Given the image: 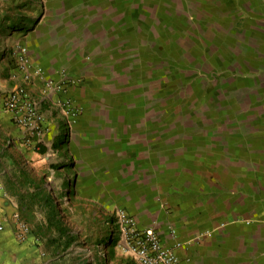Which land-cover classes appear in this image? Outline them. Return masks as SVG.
I'll list each match as a JSON object with an SVG mask.
<instances>
[{
  "label": "rangeland",
  "instance_id": "obj_1",
  "mask_svg": "<svg viewBox=\"0 0 264 264\" xmlns=\"http://www.w3.org/2000/svg\"><path fill=\"white\" fill-rule=\"evenodd\" d=\"M88 1L91 0H0L3 63L11 62V67L19 71L20 47L27 48L29 60L32 46L48 48L75 39L78 47L82 44L79 38L84 40L82 34L93 31H84L79 25L89 15L85 12ZM123 1L117 0V4ZM146 1L145 17L152 22L147 13L154 12L160 0ZM260 4L259 7L255 0L170 1L171 12L181 14V30L176 31L179 39L173 36L174 41L162 46L148 39L142 51L145 61L141 71L132 78V82L141 81L140 87L129 89L127 73L123 74L125 78L117 73L128 66L110 62V56L95 68L98 62L85 54L82 58L89 59L88 62L75 61L62 70L71 75L65 76L71 82L67 86L75 85L78 89L75 100L68 98V105L76 111L64 114L60 127L62 134H66L62 139L65 142L54 139L47 146L43 137L35 139L31 147L43 156V176L49 183L47 198L57 211L53 229L57 234L56 227L60 226L75 237L67 248L65 264H135L121 246L116 225L109 222L116 209L126 211L115 205L119 191L116 177L125 172L131 176L153 165V154L159 155L160 133H178V138L191 140L189 135H180L183 124H189L188 131L200 140L195 145L203 148L200 142L204 141V134H210L213 128L215 135H219L224 113L241 107L243 114L251 113L254 117L264 111L261 103L251 106L249 100L250 93L255 92L250 72L258 70L254 76L259 74V84L264 87V0ZM123 13L115 12L114 22L121 24L127 19L128 13ZM105 16L96 15L99 19ZM110 26L107 23L106 28ZM64 93L56 94L61 101L55 102L60 111L62 100H67ZM34 99L40 108L43 100ZM139 99L142 104L154 106L143 107ZM144 116L162 117V132L159 133L157 122L149 133L141 123L132 128L135 131L130 135V120ZM252 119L259 124L258 119L248 117L243 125ZM167 136L161 138L163 142ZM116 234L118 241L114 247L102 242ZM54 241L63 246L60 234Z\"/></svg>",
  "mask_w": 264,
  "mask_h": 264
},
{
  "label": "crops",
  "instance_id": "obj_2",
  "mask_svg": "<svg viewBox=\"0 0 264 264\" xmlns=\"http://www.w3.org/2000/svg\"><path fill=\"white\" fill-rule=\"evenodd\" d=\"M170 1L173 0H160L154 12L147 13L152 22H149L150 18L146 20V0H124L121 5L117 0L88 1L85 12L89 15L77 24L84 31H93L83 33L84 40L80 35L76 37H80L78 42L82 44L77 47L73 39L48 48L32 46L30 52L33 55L29 54L31 68H41L46 80L56 84L63 75L71 77L62 73L70 64L89 61L82 58L85 54L93 56V62H98L95 68L110 56V62L129 67L125 68L127 72L123 67L122 72H117L122 76L127 73L129 89L140 87L141 81L132 82V78L138 75V70L141 71L142 51L149 43L148 39L158 46L168 44L173 36L179 39L176 31L181 30L178 27L181 14L171 12ZM260 2L255 0L259 7ZM115 12H127V19L121 24L114 22ZM100 13L107 16L99 19L96 15ZM106 22L111 24L109 28H106ZM3 54L0 48V221L3 225L0 230V264H65L68 249L54 241L59 231L56 234L51 227L47 220L50 211L47 206L44 208V201L48 203L49 183L43 176V156L31 147L36 138H29L17 127L3 107L6 93L20 82L19 71L11 67V62L3 63ZM257 71L250 72L255 92L250 93L249 100L251 106L261 103L259 105L264 109V87L259 84V74L254 76ZM115 73L112 75L116 76ZM43 88L38 80L29 84L32 96L43 100L40 111L47 130L44 141L47 146L54 139L65 142L62 139L66 134L60 131L64 114L56 105L60 99L55 93L44 94ZM77 91L75 85L67 86L64 95L75 100ZM138 102L141 103L140 99ZM142 105L154 106L153 103L146 105V102ZM248 117L258 119L259 124L252 119L243 125ZM262 118L264 111L253 117L251 113L243 114L241 107L224 113L223 118H218L222 130L218 136L213 128L214 133L204 134L205 139L200 142L203 148L195 145L200 140L188 131L186 126L189 124L181 125L183 132L180 135L192 138L186 140L184 136L178 138V133L161 134L162 117L132 118L130 135L135 131L132 128L141 123L149 133L150 127L157 122L160 128L159 155L153 154L156 161L150 167L139 169L131 176L127 172L117 175L119 191L115 205H121L139 229L155 230L163 245L173 250L178 264H264ZM162 135H168L164 142ZM161 153L164 157L159 158ZM14 213H19L32 228V236L25 242H19L15 235ZM34 237L39 241H34Z\"/></svg>",
  "mask_w": 264,
  "mask_h": 264
},
{
  "label": "built area",
  "instance_id": "obj_3",
  "mask_svg": "<svg viewBox=\"0 0 264 264\" xmlns=\"http://www.w3.org/2000/svg\"><path fill=\"white\" fill-rule=\"evenodd\" d=\"M18 52L20 82L6 93L3 107L15 125L29 135V138L35 137L42 140L47 130L43 126V115L39 104L29 90V84L33 80H38L44 87V94H59L64 93L67 84L71 82L64 75L61 84L46 80L41 68H31L27 48L20 47ZM68 103V99L62 100L63 114L76 111L75 107L68 105ZM113 217L120 236L121 246L135 264H178V259L173 250L163 245L155 230L139 229L133 217L122 209H116ZM12 222L19 242H25L32 236L31 226L19 213L12 215ZM2 229L3 225L0 221V230ZM33 239L36 242L39 241L38 238L34 237Z\"/></svg>",
  "mask_w": 264,
  "mask_h": 264
},
{
  "label": "trees",
  "instance_id": "obj_4",
  "mask_svg": "<svg viewBox=\"0 0 264 264\" xmlns=\"http://www.w3.org/2000/svg\"><path fill=\"white\" fill-rule=\"evenodd\" d=\"M42 152H43V150H42ZM44 202H45L44 203V207L47 206V209L50 211L49 212V217L47 218V220L49 221L51 227H54V222H55V217L57 216V211H56V209H55V207L53 205V202L51 201L50 198H48V203H47V200L44 201ZM109 222L111 223L112 226H115V219H114L113 215L110 216ZM56 228L58 229L59 234L64 239V241L62 243L63 247L65 249H67L70 246V244L74 242L75 237L73 235H69V233L66 232L68 234L67 235L68 237L66 238L65 237V235H66L65 229H63L62 227L61 228L60 227H56ZM116 229H117V226H116ZM111 232L112 231H110V234H111ZM116 233H117V230H116ZM117 241H118V234H116V236L110 235V237L108 239H106V240H104L102 242L106 243L107 246L111 248V247H114L116 245Z\"/></svg>",
  "mask_w": 264,
  "mask_h": 264
}]
</instances>
